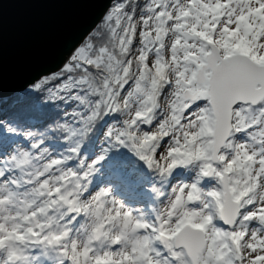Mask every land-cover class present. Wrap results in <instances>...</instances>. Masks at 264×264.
Wrapping results in <instances>:
<instances>
[{"label":"snow or ice","instance_id":"6c2138e0","mask_svg":"<svg viewBox=\"0 0 264 264\" xmlns=\"http://www.w3.org/2000/svg\"><path fill=\"white\" fill-rule=\"evenodd\" d=\"M29 90L44 120L0 110V264H264V0H116Z\"/></svg>","mask_w":264,"mask_h":264},{"label":"water","instance_id":"95a60500","mask_svg":"<svg viewBox=\"0 0 264 264\" xmlns=\"http://www.w3.org/2000/svg\"><path fill=\"white\" fill-rule=\"evenodd\" d=\"M114 0H0V98L59 70Z\"/></svg>","mask_w":264,"mask_h":264},{"label":"trees","instance_id":"16d2710c","mask_svg":"<svg viewBox=\"0 0 264 264\" xmlns=\"http://www.w3.org/2000/svg\"><path fill=\"white\" fill-rule=\"evenodd\" d=\"M115 2H116V0H114L111 3V6L109 8H111ZM107 12H108V10H107ZM107 12H106V14H107ZM105 15H104V17H105ZM104 17L99 21V23L96 25V27L102 23ZM87 36L81 41V43H83V41L87 38ZM80 44L78 45V47L80 46ZM48 75H50V74H48ZM38 103H46V93H31L29 90V87H28L25 91L15 93L8 98H0V110H2L4 112H8V113L17 112V111H24V112L28 113L29 116L34 118L37 122H39V121L44 120L46 117H45L43 112L32 111L33 106L37 105ZM38 129H39V123L37 124V127L32 128L33 131H37Z\"/></svg>","mask_w":264,"mask_h":264},{"label":"rangeland","instance_id":"374dc122","mask_svg":"<svg viewBox=\"0 0 264 264\" xmlns=\"http://www.w3.org/2000/svg\"><path fill=\"white\" fill-rule=\"evenodd\" d=\"M111 6V5H110ZM40 80V79H39ZM102 138V137H101ZM119 154L121 156L122 159H125L128 163V166L131 168L133 166V164H138L139 166L137 167L136 171L138 173H144L145 175H147V171L146 169H144V167L142 166V164H139L138 161H136V158L131 154V153H128L127 150H119ZM131 158V159H130ZM149 185L146 183L144 185V188L143 189H138L137 192H136V198L137 200L139 201V203H137V206L139 207H142L144 203L147 202L148 200V197L151 196L152 194L147 191ZM116 196L119 198L118 195L120 194H124V196L126 195V199H130L129 197V194L126 193L123 188L121 187H118L117 190H116ZM135 202V201H133Z\"/></svg>","mask_w":264,"mask_h":264},{"label":"bare ground","instance_id":"6f19581e","mask_svg":"<svg viewBox=\"0 0 264 264\" xmlns=\"http://www.w3.org/2000/svg\"><path fill=\"white\" fill-rule=\"evenodd\" d=\"M117 194V193H116ZM119 197H124L126 199V195L124 196V194H120L118 195Z\"/></svg>","mask_w":264,"mask_h":264}]
</instances>
